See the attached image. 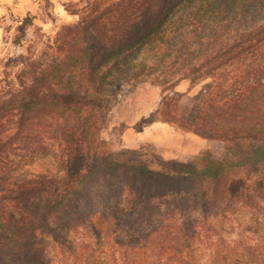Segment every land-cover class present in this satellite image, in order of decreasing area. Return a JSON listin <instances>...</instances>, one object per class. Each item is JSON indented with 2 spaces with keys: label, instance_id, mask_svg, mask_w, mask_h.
I'll return each mask as SVG.
<instances>
[{
  "label": "trees",
  "instance_id": "trees-1",
  "mask_svg": "<svg viewBox=\"0 0 264 264\" xmlns=\"http://www.w3.org/2000/svg\"><path fill=\"white\" fill-rule=\"evenodd\" d=\"M66 8L78 21L58 44L12 61L27 80H0V264H196L217 225L264 219V0ZM31 25L18 22L15 46ZM185 79L207 82L167 95ZM143 82L162 91L153 121L218 141L221 155L115 150L110 112Z\"/></svg>",
  "mask_w": 264,
  "mask_h": 264
},
{
  "label": "rangeland",
  "instance_id": "rangeland-1",
  "mask_svg": "<svg viewBox=\"0 0 264 264\" xmlns=\"http://www.w3.org/2000/svg\"><path fill=\"white\" fill-rule=\"evenodd\" d=\"M78 2L79 0H0V80L6 77L18 84L20 80L25 82L27 77H24V66L12 61L21 56L38 59L46 52L47 44H58V37L67 33L62 30L63 26L78 21V17L68 12L66 6L72 3L75 6ZM28 16L33 17L34 25L27 28L21 45L17 47L14 39L18 33V22ZM55 49L58 50V45ZM206 82L185 79L169 90L167 95L185 94L193 97L198 95ZM161 97V89L151 82L124 86L118 102L110 112L108 128L104 131L103 138L115 150H135L148 146L156 149L166 160L185 162L208 150L215 156L221 155L223 148L220 142L205 139V147L198 148L192 141L194 135L179 133L167 124L153 121L151 116L157 110ZM152 125L155 127L151 131L159 134L156 141L149 140L142 134L150 131L149 127ZM41 169L42 166H38L35 171ZM214 238L215 245L212 248L193 253L196 264H233L232 260L235 258L264 264V219L255 221L250 215L237 214L222 225H217ZM113 250H109V261L114 257ZM131 256L133 262H143L144 257L140 254L133 252Z\"/></svg>",
  "mask_w": 264,
  "mask_h": 264
},
{
  "label": "crops",
  "instance_id": "crops-1",
  "mask_svg": "<svg viewBox=\"0 0 264 264\" xmlns=\"http://www.w3.org/2000/svg\"><path fill=\"white\" fill-rule=\"evenodd\" d=\"M161 124H164V123H161ZM153 127H155V125H152V126L149 127L150 131H148V132L146 131L145 133H142V134H144L143 137H145V138H147L149 140H152V141L153 140L156 141V139H158L159 134L154 132V131L153 132L151 131V129ZM187 135H189V134H187ZM192 135H194L193 138H192V141L195 144V146H197L198 148H204L206 140L204 138L198 136V135H195V134H192Z\"/></svg>",
  "mask_w": 264,
  "mask_h": 264
}]
</instances>
